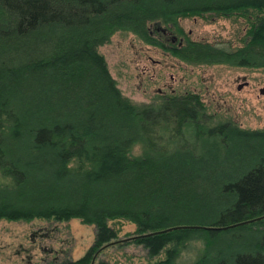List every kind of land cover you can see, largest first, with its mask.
I'll return each instance as SVG.
<instances>
[{
  "label": "trees",
  "instance_id": "trees-1",
  "mask_svg": "<svg viewBox=\"0 0 264 264\" xmlns=\"http://www.w3.org/2000/svg\"><path fill=\"white\" fill-rule=\"evenodd\" d=\"M204 15L242 19L243 45L185 39L174 57L264 68V0H0V221L93 226L88 251L60 264L129 244L175 264L194 241L190 264H264V130L213 125L191 93L135 104L98 51L117 34L149 44L154 24L183 36L179 21Z\"/></svg>",
  "mask_w": 264,
  "mask_h": 264
},
{
  "label": "rangeland",
  "instance_id": "rangeland-1",
  "mask_svg": "<svg viewBox=\"0 0 264 264\" xmlns=\"http://www.w3.org/2000/svg\"><path fill=\"white\" fill-rule=\"evenodd\" d=\"M155 27L150 28V31L158 39L154 33ZM179 27L184 39L225 48L243 45L247 28L242 19L211 15L181 19ZM98 51L105 58L110 75L122 95L135 104H149L157 95L191 93L197 95L205 105L206 116L211 117L213 125L231 122L242 130H264V96L259 94V90L264 88V68L188 65L161 54L133 35L117 34ZM148 57L159 61L161 66H154ZM232 147L231 157L237 163L248 161L247 165L254 164L250 161L255 157L251 150L246 149L239 154L240 150ZM202 148L198 147L197 150ZM227 151L226 148L219 151L222 158H226ZM135 152L138 153V150ZM133 232L132 225L124 224L118 241L132 238L130 235ZM94 239L93 226L78 220L62 223L2 220L0 264H60L76 260L88 251ZM225 243L226 240L222 241L218 249L226 246ZM237 243H240L239 240L234 241V244ZM201 247V242H192L188 251H183L175 264H190ZM95 257L97 262L105 264H154L165 258L162 253L157 259H151L142 246L134 244L113 246Z\"/></svg>",
  "mask_w": 264,
  "mask_h": 264
},
{
  "label": "flooded vegetation",
  "instance_id": "flooded-vegetation-1",
  "mask_svg": "<svg viewBox=\"0 0 264 264\" xmlns=\"http://www.w3.org/2000/svg\"><path fill=\"white\" fill-rule=\"evenodd\" d=\"M156 26V27H155ZM154 28L155 27V31L154 33L158 35V39H155V36L153 35V31H150V37H151V41L149 42V44L146 43V45H148L149 47H152L154 50L159 51L161 54L166 55V56H172L171 54V49L173 47L176 48H181L185 45V39L183 36L179 35L178 33H176L175 31H173L171 29V27L169 28H162L159 24H154L151 25L150 28ZM152 35V36H151ZM176 58V57H174ZM149 59V61L154 65V66H161V63L159 61H153L151 58H147ZM177 59V58H176ZM179 62H182L181 60L177 59ZM146 70H144L145 72ZM240 90V89H239ZM170 95H175V94H170ZM184 95H179V96H185ZM157 96H167V95H157Z\"/></svg>",
  "mask_w": 264,
  "mask_h": 264
},
{
  "label": "water",
  "instance_id": "water-1",
  "mask_svg": "<svg viewBox=\"0 0 264 264\" xmlns=\"http://www.w3.org/2000/svg\"><path fill=\"white\" fill-rule=\"evenodd\" d=\"M240 89V87L238 88V90ZM259 94L264 96V88L260 89L259 90ZM252 222V221H251ZM247 223H250V222H245V223H241V224H236V225H232V226H229V227H225V228H220V229H215V230H227L229 228H234L236 226H239V225H243V224H247ZM175 229H178V228H175ZM173 229H168V230H165L163 232H159V233H165V232H168V231H171ZM154 234H158V233H154ZM154 234H150V235H154Z\"/></svg>",
  "mask_w": 264,
  "mask_h": 264
}]
</instances>
